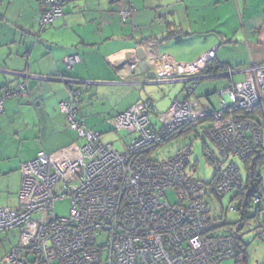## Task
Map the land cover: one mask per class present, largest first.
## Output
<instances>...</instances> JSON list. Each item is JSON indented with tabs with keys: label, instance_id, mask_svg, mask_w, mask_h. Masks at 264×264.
I'll use <instances>...</instances> for the list:
<instances>
[{
	"label": "built area",
	"instance_id": "2783aa9c",
	"mask_svg": "<svg viewBox=\"0 0 264 264\" xmlns=\"http://www.w3.org/2000/svg\"><path fill=\"white\" fill-rule=\"evenodd\" d=\"M64 4L44 0L36 34L64 16ZM130 13L122 10L124 20ZM215 58V49L193 63L149 55L157 76L183 81L187 96L175 99L166 112L156 113L154 101L145 99L121 113L113 126L132 136L123 151L103 143L101 134L78 117L80 91L70 89L59 108L82 143L52 154L41 151L21 165L18 208L0 206V233L20 230L21 240L1 264H220L236 259L233 235L216 233L209 204L245 187L235 160L246 162L264 147V64L245 69L242 82L232 79L233 70L226 72L231 82L218 91L222 99L214 108L192 97L196 76L212 68ZM79 61L78 55L65 59L70 68ZM29 93L28 81L2 90L0 114L6 100ZM198 127L214 146L206 151L215 166L210 182L191 173L192 145L166 160L153 157L161 146ZM249 188L251 206L257 208L263 192L255 183ZM64 198L70 200L69 215L57 216L54 204ZM42 213L44 220H32Z\"/></svg>",
	"mask_w": 264,
	"mask_h": 264
},
{
	"label": "crops",
	"instance_id": "0c3cea01",
	"mask_svg": "<svg viewBox=\"0 0 264 264\" xmlns=\"http://www.w3.org/2000/svg\"><path fill=\"white\" fill-rule=\"evenodd\" d=\"M44 9V0H0V93L22 81L30 89L21 100H6L0 114V206L18 208L23 163L79 142L59 108L69 85L80 90V119L104 135L141 100H153L162 113L148 86L183 82L148 77L135 63L140 47L178 63L215 49L226 68L199 73L197 88L203 89L192 97L214 108L211 96L230 83L226 72L242 82L235 76L245 80V69L264 64V0H65L64 16L37 39ZM124 9L131 10L125 20ZM72 55L80 61L69 68L65 59ZM16 231L0 233V246ZM6 249L0 261L12 250Z\"/></svg>",
	"mask_w": 264,
	"mask_h": 264
},
{
	"label": "rangeland",
	"instance_id": "374dc122",
	"mask_svg": "<svg viewBox=\"0 0 264 264\" xmlns=\"http://www.w3.org/2000/svg\"><path fill=\"white\" fill-rule=\"evenodd\" d=\"M236 81H243L244 74H239L235 76ZM224 79L216 81L217 86L221 87L220 84L224 83ZM205 83V81L200 82V86ZM186 84L184 82L177 83H165L162 85H152L147 87V93L150 95L152 99H154L157 103L158 112H166L173 101L175 99H182L187 96V90L185 89ZM203 87H199L196 90V95H200ZM221 89V88H220ZM218 91H220L218 89ZM213 94L211 96V100L213 105L217 108L221 101V96L219 92ZM194 95L193 97H196ZM152 119L155 120V115H152ZM198 131V133H197ZM131 135L125 130L113 131L112 129L101 135V140L105 144H112L113 147L118 151H123L125 145L131 140ZM78 143H82V140H79ZM192 145V171L191 173L196 179H199L204 182H210L215 175V166L214 164L206 157V151L214 148L213 143L207 138L205 139L200 132V127L196 130H192L189 133H184L179 135L174 140L164 144L161 146L153 155V157L157 160H166L172 156H174L177 151L185 146ZM238 164V167L241 169L243 179H247V169L246 163L240 158H236L235 160ZM21 172V171H20ZM260 175L262 179L261 190L263 192L262 203L260 208L264 210V160L260 167ZM72 188H75L76 183H70ZM237 190H234L228 193L222 201L220 200H212L210 202L211 216L213 217V223L217 227V234H233L237 233L241 244L247 245L246 264H264V213L255 216L257 209V205H252L247 209L248 219H245L242 211H228L230 206H239L240 197L235 198L232 201V197L235 196ZM169 200L174 203L176 201V196L174 192H170L168 194ZM54 211L57 216L66 217L70 212V200L68 198H64L62 200L56 201L54 204ZM46 214L42 213L39 215L33 216V221H41L45 219ZM228 222L227 225H224L225 222ZM21 232V231H20ZM19 230L15 232V236L12 237L11 234L6 235V240H4L3 245L0 246V255L3 254L4 250L6 252L9 249H14L19 245L21 240V234ZM3 238V237H2ZM6 257V256H5ZM4 261V260H3ZM3 261H0L2 263ZM220 264H235V259H231L226 262H222Z\"/></svg>",
	"mask_w": 264,
	"mask_h": 264
},
{
	"label": "trees",
	"instance_id": "16d2710c",
	"mask_svg": "<svg viewBox=\"0 0 264 264\" xmlns=\"http://www.w3.org/2000/svg\"><path fill=\"white\" fill-rule=\"evenodd\" d=\"M41 34L42 33L36 34V32H35L34 35L38 39ZM225 68H226L225 64H222L221 62H219L218 59L215 58V60L213 61V67L212 68L208 67L204 71H207L210 69L211 71L214 70L215 72H217V71L223 72ZM232 79L234 80V78H232ZM230 82H231V78H230ZM69 86H70V89H72V88L78 89L77 87H72L71 85H69ZM17 87H15V88H17ZM15 88H13V89H15ZM195 93H196V91H195ZM80 101H81V99H80V94H79L78 117H79ZM115 131H117V130H115ZM174 139H172V140H174ZM263 160H264V147H261L254 155H252L251 157H249L246 160L245 163H246V169H247V179L244 180L245 187H242L240 190H237L235 196L232 197L233 200L235 198L240 197V204H239L238 208L240 211L243 212L245 219L249 218L247 215L248 214L247 209L251 207V202H252V197H253V192H251L250 188H249L250 184L255 183L256 186L258 187V189H261L262 179H261V175H260V167H261V164L263 163ZM256 209H257V212H256L255 216H258V215L264 213V210H262L260 208V205ZM227 224H228V222L226 221L224 223V225H227ZM217 227H219V226H217ZM232 235H233L232 237L234 238V242L236 244V247L238 249V257L235 259V264H246L247 258L245 256H246V252H247V245L241 244V240H240L237 233H233Z\"/></svg>",
	"mask_w": 264,
	"mask_h": 264
},
{
	"label": "water",
	"instance_id": "95a60500",
	"mask_svg": "<svg viewBox=\"0 0 264 264\" xmlns=\"http://www.w3.org/2000/svg\"><path fill=\"white\" fill-rule=\"evenodd\" d=\"M148 57L149 50L145 47H140L137 49V59L135 60V63H139L141 70L145 72L148 77H157V73L155 71L150 70L152 66L148 63ZM61 81L64 82L63 80ZM154 85H162V82L154 83Z\"/></svg>",
	"mask_w": 264,
	"mask_h": 264
}]
</instances>
